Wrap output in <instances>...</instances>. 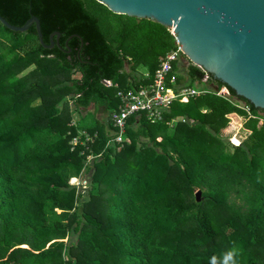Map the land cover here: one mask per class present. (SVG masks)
<instances>
[{"label":"trees","instance_id":"1","mask_svg":"<svg viewBox=\"0 0 264 264\" xmlns=\"http://www.w3.org/2000/svg\"><path fill=\"white\" fill-rule=\"evenodd\" d=\"M0 15L36 16L46 45L59 32L47 48L0 22V264H264V109L177 60L176 88L205 91L107 144L116 92L150 82L169 28L97 0H0ZM230 113L239 142L219 136Z\"/></svg>","mask_w":264,"mask_h":264},{"label":"water","instance_id":"2","mask_svg":"<svg viewBox=\"0 0 264 264\" xmlns=\"http://www.w3.org/2000/svg\"><path fill=\"white\" fill-rule=\"evenodd\" d=\"M109 10L147 18L171 28L182 53L194 65L211 73L234 92L264 109V0H97ZM8 29L23 32L34 24L42 39L39 19L31 15L22 25ZM200 199V190L195 191Z\"/></svg>","mask_w":264,"mask_h":264},{"label":"built area","instance_id":"3","mask_svg":"<svg viewBox=\"0 0 264 264\" xmlns=\"http://www.w3.org/2000/svg\"><path fill=\"white\" fill-rule=\"evenodd\" d=\"M169 30L173 35L175 46L162 56L157 68L151 76L150 82L136 89L129 88L116 92L119 98V104L117 109L110 114L115 133L112 138L108 140L107 144H122L126 120L130 116L143 113L145 117L151 121L160 120L163 112L172 101L178 100L186 102L190 96L205 91L203 88L192 86L176 88V76L173 72V65L183 53L172 29L169 28ZM104 83L110 85V81L104 80ZM213 91L221 96L227 95V90L224 87L216 90L214 89ZM259 121L261 122V120ZM83 135L85 140L90 139V136L86 132H83ZM75 142L76 138L72 140V143ZM88 158H90V156H88ZM75 184L77 187L81 184L79 177Z\"/></svg>","mask_w":264,"mask_h":264},{"label":"rangeland","instance_id":"4","mask_svg":"<svg viewBox=\"0 0 264 264\" xmlns=\"http://www.w3.org/2000/svg\"><path fill=\"white\" fill-rule=\"evenodd\" d=\"M189 62L190 61L186 58V56L184 54L182 56H180V58L178 59L177 72L180 74H185L186 67L189 64ZM194 84L197 88H202V84H200L198 82H195ZM208 86L211 87L212 85H208ZM211 88L214 89L213 86ZM87 111H89V112L93 111L92 105L87 108ZM95 112H97V111H95ZM95 115H96V117L100 118L101 120L106 121V119H107V114L96 113ZM228 118H229V122L233 123V125H230V124L226 125L224 127V129L220 130L219 136L224 141H228L230 143L239 142L247 134V132L242 127L244 119L239 118L238 116L234 117V115H232V117H228ZM76 119H77V117H76ZM79 179L81 182V184L78 187L79 190H86L89 187L88 175L87 174H81L79 176Z\"/></svg>","mask_w":264,"mask_h":264},{"label":"crops","instance_id":"5","mask_svg":"<svg viewBox=\"0 0 264 264\" xmlns=\"http://www.w3.org/2000/svg\"><path fill=\"white\" fill-rule=\"evenodd\" d=\"M232 115H234V117H239V118H242L241 116H239V115H237L236 113H230L229 115H228V117H232ZM228 124H230V125H233V123H231V122H228ZM227 124V125H228ZM231 127V126H230ZM244 129V128H243ZM245 130V129H244ZM246 132H247V130H245Z\"/></svg>","mask_w":264,"mask_h":264}]
</instances>
